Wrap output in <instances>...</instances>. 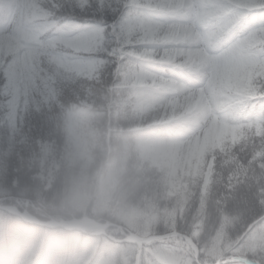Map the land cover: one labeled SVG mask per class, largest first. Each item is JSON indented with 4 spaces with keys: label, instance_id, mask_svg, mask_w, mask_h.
I'll return each mask as SVG.
<instances>
[{
    "label": "clouds",
    "instance_id": "clouds-1",
    "mask_svg": "<svg viewBox=\"0 0 264 264\" xmlns=\"http://www.w3.org/2000/svg\"><path fill=\"white\" fill-rule=\"evenodd\" d=\"M222 7L221 20L206 21L198 5L181 14L184 38L165 52L176 64L164 66L170 79L154 87L130 85L134 70L161 65L144 63L142 37L123 29L114 32L98 76L84 79L67 64H49L41 85L30 89L36 94L30 115L39 127L18 148L20 167L13 172L19 174L0 180V264H137L138 253L139 264H162L166 255L200 264L171 235L169 210L178 198L169 195V182L180 175L195 185L184 173L212 155L226 170L211 143L212 129L264 113V74L251 77L252 70L264 69V39L259 47L246 44L247 34L264 25V8ZM111 14L117 24L140 15L119 4ZM237 18L239 24L225 31V23ZM129 40L135 47L122 54ZM154 47L159 56L168 46ZM250 87L261 96L249 100ZM257 213L264 216V201L236 207L229 238L241 240L240 230L251 227ZM258 228L264 232V224ZM181 231L190 237L188 228ZM211 235L208 228L193 238L201 251Z\"/></svg>",
    "mask_w": 264,
    "mask_h": 264
},
{
    "label": "trees",
    "instance_id": "trees-1",
    "mask_svg": "<svg viewBox=\"0 0 264 264\" xmlns=\"http://www.w3.org/2000/svg\"><path fill=\"white\" fill-rule=\"evenodd\" d=\"M238 1L217 0L207 10V21L221 20L225 15L222 5L238 4ZM154 2L160 3V0ZM256 2V7L246 10L259 12L264 8V0ZM150 3L153 4L151 0H0V180L5 175L19 174L13 172V168L20 167L18 148L27 143L28 134H34L39 127L38 120L30 115L36 96L30 89L41 85L40 78L49 74V64H67L72 72L84 79L98 76L104 59L112 52L114 32L123 29L125 35L139 33L142 37L152 24L159 23L153 22L152 15L145 8ZM117 4L130 15L140 13L139 18L133 15L117 24L111 14ZM239 22L237 18L225 23V31H231ZM20 33L36 55L34 69L26 62V44ZM262 39L264 25L257 24L247 34L246 44L259 47ZM135 43L127 41L120 47V52H131ZM108 71L111 73V67ZM138 71H133L129 81L135 88ZM261 74L264 69L251 71V77ZM260 96L255 88L247 90L249 100ZM223 125L226 130L221 141L211 135V143L223 154V169L226 170L221 169L217 157L212 155L211 177L206 187L197 181L188 187L185 196L170 195L178 198L175 209L169 210L170 226L181 233L182 226L188 228L192 239H200L211 228V238L203 245V251L193 239L200 249L195 257L200 264H247L242 260L211 259L209 249L218 236L237 241L229 238L228 232L236 207H243L249 199L256 203L264 201V176L260 175L264 172V113L257 112L252 119L223 122ZM257 219L247 233L255 230L254 234L258 235V225L264 224V216L257 213L253 220ZM248 227L246 224L240 230L241 237ZM172 236L190 248L186 239L177 234ZM248 257L254 258L251 254ZM162 264L166 263L162 261Z\"/></svg>",
    "mask_w": 264,
    "mask_h": 264
},
{
    "label": "rangeland",
    "instance_id": "rangeland-1",
    "mask_svg": "<svg viewBox=\"0 0 264 264\" xmlns=\"http://www.w3.org/2000/svg\"><path fill=\"white\" fill-rule=\"evenodd\" d=\"M152 1L145 6L149 14H151L153 22H159L152 24L142 35L140 43L145 46L144 51L148 54L144 58V63L161 65L158 70H145L144 72L138 71L136 75V88H147L149 86H155L158 80L167 81L170 77L162 74L164 66L173 67L176 64L175 57L165 56V52H171L175 50L176 45H179L184 38V30L187 27L181 19V14L191 9L193 6H199L200 15L207 21L208 8L215 5L217 0H160V3ZM239 3H246L250 7H256V0H239ZM171 7V8H170ZM22 32V29H19ZM21 37L23 34L20 33ZM24 38V37H23ZM23 41L26 44V62L28 67L35 68L37 59L32 48H29L25 38ZM155 45H170L168 47L160 48V55H153L156 52ZM1 51V45H0ZM0 53V61H1ZM163 57V60L161 59ZM223 123L216 125L212 129L211 135H215L217 141H221V137L225 132ZM206 156V152H205ZM213 165V156L206 159H197L194 163L186 170L184 176L191 178L192 180L200 181L202 186H207L211 177V170ZM192 184L188 180L184 179L183 176L177 175L169 182V195L185 196L186 191ZM2 198V197H0ZM176 234L174 232L171 233ZM176 239V238H175ZM179 243H182L184 247H187L185 242H181L176 239ZM187 241V240H186ZM189 244V243H188ZM190 246V244H189ZM192 249V247L190 246ZM195 251V249H192ZM196 254V253H195ZM209 254L211 259H217V261H223L229 259V257L236 256L240 258H250L251 254L254 258H250L255 263L264 264V232H258V235L254 234L250 238L248 233L246 237L236 242H231L222 236H218L215 243L210 247ZM136 261L139 262V253L135 257ZM162 261L166 264H181V260L176 255H166L162 258Z\"/></svg>",
    "mask_w": 264,
    "mask_h": 264
},
{
    "label": "water",
    "instance_id": "water-1",
    "mask_svg": "<svg viewBox=\"0 0 264 264\" xmlns=\"http://www.w3.org/2000/svg\"><path fill=\"white\" fill-rule=\"evenodd\" d=\"M257 221H258V220H257ZM257 221H255V223H256ZM255 223H252V224H251V227H252L253 224H255ZM251 227H248V228H247V231L250 230ZM247 231L245 232V234L247 233ZM175 232H176L177 234L181 235L182 237H184V239H186V240L189 242V244L191 245V247H192L193 249H196V251H199V249H198L196 243L193 242L192 238H190V237L185 238L184 233H180V232H178V231H176V230H175ZM245 234H244V235H245ZM239 259H241V260H243V261H245V262H247V263H249V264H256V263H254V262H253L252 260H250V259H246V258H239ZM137 264H139V262H138Z\"/></svg>",
    "mask_w": 264,
    "mask_h": 264
}]
</instances>
